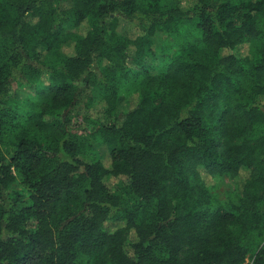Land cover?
<instances>
[{
  "label": "trees",
  "instance_id": "16d2710c",
  "mask_svg": "<svg viewBox=\"0 0 264 264\" xmlns=\"http://www.w3.org/2000/svg\"><path fill=\"white\" fill-rule=\"evenodd\" d=\"M0 264H264V0H0Z\"/></svg>",
  "mask_w": 264,
  "mask_h": 264
},
{
  "label": "rangeland",
  "instance_id": "374dc122",
  "mask_svg": "<svg viewBox=\"0 0 264 264\" xmlns=\"http://www.w3.org/2000/svg\"><path fill=\"white\" fill-rule=\"evenodd\" d=\"M128 29L130 34H136V31H134V27L132 26H126V24H122V28ZM136 30V29H135ZM68 51H70L68 49ZM156 66H158V63H155ZM23 95L24 98L29 97L32 98L35 95V92L32 87H23ZM125 98V97H124ZM130 102H132L130 100ZM131 104V103H130ZM127 100H124L122 103L123 110L127 109V107L130 105ZM102 153V154H101ZM100 156L102 157L104 163L106 166H109L110 160L107 156V152L103 153L101 152ZM210 189L213 194H215L220 200L225 201L227 200L229 194L236 193L237 191V182L235 180L230 179L227 176L223 177H215L213 180L210 181Z\"/></svg>",
  "mask_w": 264,
  "mask_h": 264
}]
</instances>
